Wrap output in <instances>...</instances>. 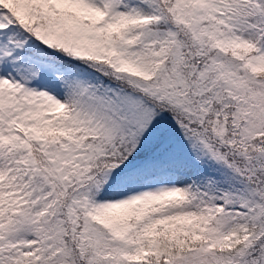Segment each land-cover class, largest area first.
I'll return each instance as SVG.
<instances>
[{"label": "snow or ice", "instance_id": "snow-or-ice-1", "mask_svg": "<svg viewBox=\"0 0 264 264\" xmlns=\"http://www.w3.org/2000/svg\"><path fill=\"white\" fill-rule=\"evenodd\" d=\"M0 264H264V0H0Z\"/></svg>", "mask_w": 264, "mask_h": 264}]
</instances>
